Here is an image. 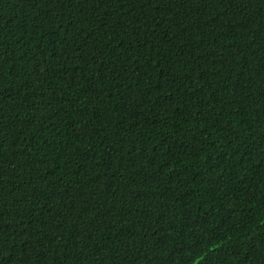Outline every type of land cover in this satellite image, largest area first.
I'll use <instances>...</instances> for the list:
<instances>
[{"label":"trees","instance_id":"1","mask_svg":"<svg viewBox=\"0 0 264 264\" xmlns=\"http://www.w3.org/2000/svg\"><path fill=\"white\" fill-rule=\"evenodd\" d=\"M0 264H264V0H0Z\"/></svg>","mask_w":264,"mask_h":264}]
</instances>
